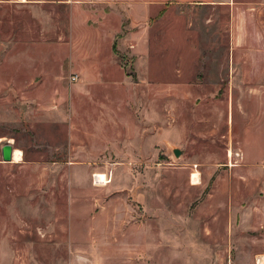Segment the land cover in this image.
<instances>
[{"label":"rangeland","instance_id":"1","mask_svg":"<svg viewBox=\"0 0 264 264\" xmlns=\"http://www.w3.org/2000/svg\"><path fill=\"white\" fill-rule=\"evenodd\" d=\"M59 1L0 2V264H264L261 5L161 6L138 44Z\"/></svg>","mask_w":264,"mask_h":264},{"label":"crops","instance_id":"2","mask_svg":"<svg viewBox=\"0 0 264 264\" xmlns=\"http://www.w3.org/2000/svg\"><path fill=\"white\" fill-rule=\"evenodd\" d=\"M11 0H0V2ZM30 0L21 3L17 0V3L25 5ZM60 5H63L71 12L70 25L71 28L78 26V20H80L83 11H97V12H109L105 18L108 19L111 14H114L117 19L128 22L130 26L137 27L139 30L133 34L134 40L138 44H142L144 41V32L142 28L152 19L151 12L158 7L165 5L174 6H199V7H213L215 9L224 8L231 14V26H236L234 21L235 13L239 10V6L257 4L261 5V9L264 10V0H258L256 2L249 3V0H60ZM242 9V8H241ZM103 17V19H105ZM105 19V20H106ZM76 31V30H75ZM107 32V31H106ZM73 35V33L71 34ZM232 36L233 30H232ZM233 53V51H232ZM254 53V52H252ZM256 56L259 52H255ZM261 57L264 59V52H261ZM258 57V56H257ZM93 59H100L99 56H93ZM87 61L89 59L87 58ZM87 74H95L94 69L90 67ZM252 75L254 74V68H252ZM261 74L264 76V66L261 68ZM261 166L264 172V121L263 129L261 133ZM264 195V190H263ZM264 199V197H263Z\"/></svg>","mask_w":264,"mask_h":264},{"label":"water","instance_id":"3","mask_svg":"<svg viewBox=\"0 0 264 264\" xmlns=\"http://www.w3.org/2000/svg\"><path fill=\"white\" fill-rule=\"evenodd\" d=\"M13 148L10 144H5L1 148V161L2 163H12Z\"/></svg>","mask_w":264,"mask_h":264},{"label":"bare ground","instance_id":"4","mask_svg":"<svg viewBox=\"0 0 264 264\" xmlns=\"http://www.w3.org/2000/svg\"><path fill=\"white\" fill-rule=\"evenodd\" d=\"M21 3L26 2V0H18ZM22 154L19 150H13L12 151V162H19L21 160Z\"/></svg>","mask_w":264,"mask_h":264},{"label":"built area","instance_id":"5","mask_svg":"<svg viewBox=\"0 0 264 264\" xmlns=\"http://www.w3.org/2000/svg\"><path fill=\"white\" fill-rule=\"evenodd\" d=\"M71 80L75 81V80H76V78H75V77H72V78H71Z\"/></svg>","mask_w":264,"mask_h":264}]
</instances>
